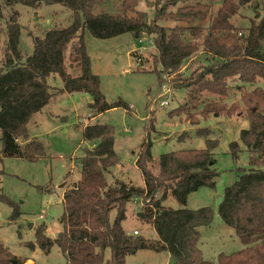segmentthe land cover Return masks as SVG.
Segmentation results:
<instances>
[{
    "label": "trees",
    "instance_id": "trees-1",
    "mask_svg": "<svg viewBox=\"0 0 264 264\" xmlns=\"http://www.w3.org/2000/svg\"><path fill=\"white\" fill-rule=\"evenodd\" d=\"M140 1L0 0V21L2 8L13 9L15 5L36 9L42 4H59L73 13L70 26L53 28L36 37L32 54L24 60L19 51L18 13L11 12L4 32L0 29V36L2 33L6 36L0 65V154L3 158L28 162L44 157L42 144L29 137L27 125L59 92L90 95V120L115 108L129 111L120 101L114 104L105 101L99 78L91 73L84 31L99 40L129 33L138 38L141 35L152 38L153 72L158 76L160 88L166 77L180 72L201 52L209 56L208 61L183 79L185 102L169 115L183 116L196 126L197 114L204 118L211 114L230 117L236 110L245 109L248 129L241 131L240 140L250 155L249 169L241 170L236 182L224 190L218 215L246 248L230 255L220 254L214 262L203 260L199 228L210 226L212 211L184 208L191 193L203 187L213 188L218 177L212 155L217 141L208 138L209 130L196 131L205 138L204 150L161 155L157 175L150 170V144H144L135 161L143 185L135 187L114 178L118 160L113 130L98 124L83 128V140L93 146L81 159L79 181L63 192L61 232L52 241L41 225L36 231V245L45 253L56 245L65 264H103L107 250L110 257L105 264H125L128 256L143 250L168 253L176 264H264V172L259 169L264 165V89H245L258 81L264 82V51L259 43L264 41V16L257 23L250 22L244 33L231 20L255 0H155L153 18L137 11ZM168 22L173 25H166ZM71 42V63L79 72L77 77L65 71L64 53ZM50 75L60 77L61 90L50 92L46 84ZM236 91L241 106L227 105L225 101ZM184 137L183 134L180 139ZM20 139L23 144L18 142ZM230 151L236 160L238 145L232 143ZM169 195L183 208L164 207ZM134 199L141 200L143 219L152 226L157 241L123 231L126 205ZM0 203L12 209L9 221L17 220L18 205L2 193ZM112 211L116 216L110 222ZM33 246L29 245L31 249ZM25 261L0 243V264H25Z\"/></svg>",
    "mask_w": 264,
    "mask_h": 264
},
{
    "label": "rangeland",
    "instance_id": "rangeland-1",
    "mask_svg": "<svg viewBox=\"0 0 264 264\" xmlns=\"http://www.w3.org/2000/svg\"><path fill=\"white\" fill-rule=\"evenodd\" d=\"M154 2L155 0H141L137 11L147 13L149 18H153ZM13 11L19 15V51L22 60L32 54L36 37L43 36L53 28H66L73 21V13L59 4H42L36 9L15 5L13 9L2 8L3 20L0 21L2 32ZM263 16L264 0H255L241 9L231 22L240 32L246 33L251 26L250 22L257 23ZM166 25L172 26L173 23L168 22ZM83 39L90 60L91 73L99 78L100 91L105 101L108 104L120 101L129 107V111L115 108L90 120L92 116L89 107L92 103L90 95L59 92L31 118L27 125L28 135L42 144L44 157L37 162H28L3 158L0 154V193L17 204L20 213L17 220L9 221L12 209L0 203V243L13 256L26 260L25 264L66 263L56 245H53L48 253L37 247L36 231L44 225L45 236L52 241L61 232L63 192L79 181L81 159L85 151L93 146L92 143L83 140V128L86 124H98L109 126L113 130L114 152L118 160L113 170L114 178L135 187L143 185L135 161L144 144H150L152 158L150 170L153 175H157L161 155L185 150H204L205 138L199 137L196 131L209 130L208 138L217 141L212 155L213 168L218 177L214 180L213 188L203 187L191 193L184 208L190 211L209 208L212 211L210 226L199 228V249L203 260L214 262L220 254L230 255L245 249L235 233L224 225L218 215V203L223 198L224 190L236 182L241 170L249 169L250 155L240 140L241 131L248 129L245 109L236 110L230 117L211 114L204 118L197 114L196 126L186 122L183 116L169 115L185 102V91L181 88L183 79L203 66L209 56L200 52L195 56V61H191L180 72L166 79L164 77L166 82L164 85L169 93L159 99V94L162 95L164 90L160 88L158 76L153 72L155 49L152 38L146 35L138 38L129 33L99 40L86 30ZM5 40L6 36L2 33L0 65L3 63ZM259 43L264 51V41L260 40ZM72 46L73 42L66 47L64 65L67 74L77 77L79 72L71 63ZM46 84L51 93L63 88V83L57 75L47 77ZM255 87L264 89V82L258 81L254 86H246L245 89L250 91ZM153 100H156L155 104L152 103ZM165 100L168 105L159 107L160 101ZM225 102L227 105L237 104L240 107L238 91L232 93ZM183 134L185 137L180 139ZM18 142L23 144L21 139ZM232 143L239 147L236 160L230 151ZM259 169L264 172V165ZM163 205L173 210L183 208L170 195ZM141 209L140 199H134L126 205V219L122 223V229L131 235L136 231L139 237L155 242L157 236L152 226L139 217ZM115 216V211H112L109 215L110 222L114 221ZM30 244H33L34 248L31 249ZM109 257L110 253L107 250L104 253L103 264ZM125 264L176 263L168 259L167 253L143 250L128 256Z\"/></svg>",
    "mask_w": 264,
    "mask_h": 264
},
{
    "label": "built area",
    "instance_id": "built-area-1",
    "mask_svg": "<svg viewBox=\"0 0 264 264\" xmlns=\"http://www.w3.org/2000/svg\"><path fill=\"white\" fill-rule=\"evenodd\" d=\"M168 87V86H167ZM161 89H163L164 90V93L161 95V93L159 94V99H162L163 97H165V95L167 94V93H169L168 91H167V89L165 88V85H162V87H161ZM152 103L153 104H155L156 103V100H153L152 101ZM159 105V107H165V106H167L168 105V102L165 100V101H160V103L158 104ZM151 109V108H150ZM133 235H137V232H134L133 233Z\"/></svg>",
    "mask_w": 264,
    "mask_h": 264
},
{
    "label": "water",
    "instance_id": "water-1",
    "mask_svg": "<svg viewBox=\"0 0 264 264\" xmlns=\"http://www.w3.org/2000/svg\"><path fill=\"white\" fill-rule=\"evenodd\" d=\"M222 201H223V198L219 200L218 206L222 203ZM139 217H140V218H143V214L140 213V214H139Z\"/></svg>",
    "mask_w": 264,
    "mask_h": 264
},
{
    "label": "crops",
    "instance_id": "crops-1",
    "mask_svg": "<svg viewBox=\"0 0 264 264\" xmlns=\"http://www.w3.org/2000/svg\"><path fill=\"white\" fill-rule=\"evenodd\" d=\"M86 125H87V124H86ZM86 125H85V126H86ZM134 232H136V231H134ZM134 232H133V233H134ZM126 234H127V233H126ZM128 235H131V234H128ZM167 254H168V253H167ZM169 258H170V257H169V254H168V259H169Z\"/></svg>",
    "mask_w": 264,
    "mask_h": 264
}]
</instances>
